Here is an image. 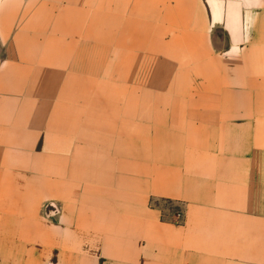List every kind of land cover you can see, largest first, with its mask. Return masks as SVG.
<instances>
[{
  "label": "crops",
  "instance_id": "obj_1",
  "mask_svg": "<svg viewBox=\"0 0 264 264\" xmlns=\"http://www.w3.org/2000/svg\"><path fill=\"white\" fill-rule=\"evenodd\" d=\"M0 264H264V0H0Z\"/></svg>",
  "mask_w": 264,
  "mask_h": 264
},
{
  "label": "rangeland",
  "instance_id": "obj_2",
  "mask_svg": "<svg viewBox=\"0 0 264 264\" xmlns=\"http://www.w3.org/2000/svg\"><path fill=\"white\" fill-rule=\"evenodd\" d=\"M162 207L166 212H169L171 215H177L178 211L181 209L180 205L172 201H163L161 202Z\"/></svg>",
  "mask_w": 264,
  "mask_h": 264
},
{
  "label": "trees",
  "instance_id": "obj_3",
  "mask_svg": "<svg viewBox=\"0 0 264 264\" xmlns=\"http://www.w3.org/2000/svg\"><path fill=\"white\" fill-rule=\"evenodd\" d=\"M180 214V216H179V219H181V212H180V210L178 211V215Z\"/></svg>",
  "mask_w": 264,
  "mask_h": 264
}]
</instances>
